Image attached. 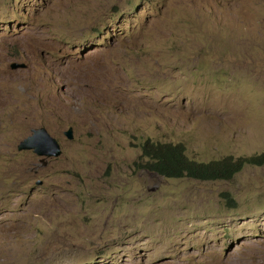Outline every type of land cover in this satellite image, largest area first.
I'll return each mask as SVG.
<instances>
[{
  "label": "rangeland",
  "instance_id": "1",
  "mask_svg": "<svg viewBox=\"0 0 264 264\" xmlns=\"http://www.w3.org/2000/svg\"><path fill=\"white\" fill-rule=\"evenodd\" d=\"M147 138L264 151V0H0V264H264V164L166 178Z\"/></svg>",
  "mask_w": 264,
  "mask_h": 264
},
{
  "label": "trees",
  "instance_id": "2",
  "mask_svg": "<svg viewBox=\"0 0 264 264\" xmlns=\"http://www.w3.org/2000/svg\"><path fill=\"white\" fill-rule=\"evenodd\" d=\"M142 156L145 161L142 168L166 178H190L199 181L231 180L246 165L264 164V151L258 154L234 158L227 155L207 162L189 158L181 142H162L147 138L141 143ZM222 197L234 204L228 192Z\"/></svg>",
  "mask_w": 264,
  "mask_h": 264
},
{
  "label": "water",
  "instance_id": "3",
  "mask_svg": "<svg viewBox=\"0 0 264 264\" xmlns=\"http://www.w3.org/2000/svg\"><path fill=\"white\" fill-rule=\"evenodd\" d=\"M16 67L18 65H11L13 69ZM65 135L68 139H72L73 137L70 129L65 132ZM17 149L31 150L34 154L42 158L56 157L62 152L60 143L43 126L33 128L30 134L19 141Z\"/></svg>",
  "mask_w": 264,
  "mask_h": 264
}]
</instances>
